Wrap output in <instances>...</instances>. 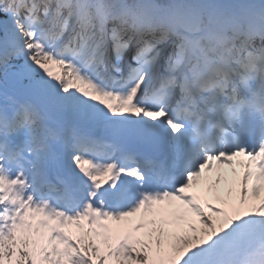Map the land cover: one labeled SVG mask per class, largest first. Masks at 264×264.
<instances>
[{
  "label": "snow or ice",
  "instance_id": "6c2138e0",
  "mask_svg": "<svg viewBox=\"0 0 264 264\" xmlns=\"http://www.w3.org/2000/svg\"><path fill=\"white\" fill-rule=\"evenodd\" d=\"M0 264H264V0H0Z\"/></svg>",
  "mask_w": 264,
  "mask_h": 264
}]
</instances>
